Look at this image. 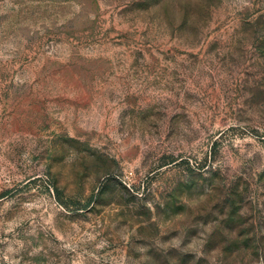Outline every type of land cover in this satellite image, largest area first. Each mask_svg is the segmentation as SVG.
<instances>
[{
  "label": "rangeland",
  "instance_id": "1",
  "mask_svg": "<svg viewBox=\"0 0 264 264\" xmlns=\"http://www.w3.org/2000/svg\"><path fill=\"white\" fill-rule=\"evenodd\" d=\"M0 264H264V0H0Z\"/></svg>",
  "mask_w": 264,
  "mask_h": 264
}]
</instances>
